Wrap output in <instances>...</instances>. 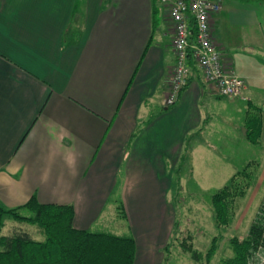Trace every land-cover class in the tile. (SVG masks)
<instances>
[{
  "label": "crops",
  "instance_id": "obj_1",
  "mask_svg": "<svg viewBox=\"0 0 264 264\" xmlns=\"http://www.w3.org/2000/svg\"><path fill=\"white\" fill-rule=\"evenodd\" d=\"M210 27L226 67L245 80L241 101L264 106V0H220ZM171 34L157 0H0L2 209L33 196L71 205L78 230L106 232L109 207L117 216L120 205L134 264H153L174 218L162 220L171 173L187 154L214 148V103L226 100L225 120L237 105L191 65L178 100L164 106ZM250 110L261 143L264 107ZM195 136L203 144L189 143Z\"/></svg>",
  "mask_w": 264,
  "mask_h": 264
},
{
  "label": "rangeland",
  "instance_id": "obj_2",
  "mask_svg": "<svg viewBox=\"0 0 264 264\" xmlns=\"http://www.w3.org/2000/svg\"><path fill=\"white\" fill-rule=\"evenodd\" d=\"M220 100L214 103L218 118L215 120V129L208 137L214 148H200L187 154V162L180 163L181 166L171 173V186L165 197L166 216L162 220L166 219L167 224L169 217L174 218L164 248L161 246L164 233H161L155 244L160 247L155 249L153 264H222L224 259L233 255L229 240L245 238L253 220L264 217V141L254 143L253 134L246 133L251 125L248 120L251 113L247 112L250 109L254 112L263 111L264 106L259 107L253 101L249 103L236 98L233 103L237 105L231 109L232 118L228 116L225 120L223 114L228 109L222 106V102L226 100ZM253 106L258 109L255 110ZM208 107V104L202 105L204 113ZM191 142L194 146L203 144L199 136H195L189 143ZM235 174V182L228 193L229 212L225 224V220L221 221L222 216L215 215L212 195L228 185ZM119 176H122V171ZM115 195L118 197V194ZM117 209V216H113V207H109V228L106 232L132 236L126 221L118 217L120 212L124 214V209L120 205ZM20 213L29 215L26 210ZM5 219L9 220L2 229L3 235H9L15 228L27 233L33 240L44 239L35 225L19 223L10 218L3 220ZM192 251L200 255L198 261L191 258ZM258 264H264V259Z\"/></svg>",
  "mask_w": 264,
  "mask_h": 264
},
{
  "label": "trees",
  "instance_id": "obj_3",
  "mask_svg": "<svg viewBox=\"0 0 264 264\" xmlns=\"http://www.w3.org/2000/svg\"><path fill=\"white\" fill-rule=\"evenodd\" d=\"M248 120L251 125L246 133H252V142L257 143L259 120L252 116ZM234 176L236 174L228 185L212 195L215 215L222 216L221 221L225 220V224L229 212L227 198L235 182ZM22 210L28 211L29 215H22ZM73 215L71 205L40 204L33 196L16 208L0 207V264L134 263L135 242L132 236L78 230L73 226ZM4 218L35 225L44 239L33 240L27 233L15 228L9 235H2ZM229 245L233 255L224 259L222 264H258L264 258V217L254 219L247 236L241 240L231 238ZM191 258L198 261L200 255L192 251Z\"/></svg>",
  "mask_w": 264,
  "mask_h": 264
},
{
  "label": "built area",
  "instance_id": "obj_4",
  "mask_svg": "<svg viewBox=\"0 0 264 264\" xmlns=\"http://www.w3.org/2000/svg\"><path fill=\"white\" fill-rule=\"evenodd\" d=\"M157 1L167 9L172 32L170 46L174 54L164 106H172L178 100L188 83L191 65L199 71L213 95L245 99V80L226 67L213 42L210 21L219 9L220 0Z\"/></svg>",
  "mask_w": 264,
  "mask_h": 264
},
{
  "label": "water",
  "instance_id": "obj_5",
  "mask_svg": "<svg viewBox=\"0 0 264 264\" xmlns=\"http://www.w3.org/2000/svg\"><path fill=\"white\" fill-rule=\"evenodd\" d=\"M245 132V131H244Z\"/></svg>",
  "mask_w": 264,
  "mask_h": 264
}]
</instances>
